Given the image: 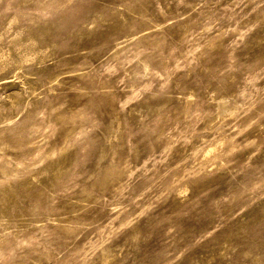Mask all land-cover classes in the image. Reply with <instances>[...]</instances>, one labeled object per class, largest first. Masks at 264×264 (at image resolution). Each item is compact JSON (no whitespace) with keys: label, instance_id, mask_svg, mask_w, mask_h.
I'll use <instances>...</instances> for the list:
<instances>
[{"label":"rangeland","instance_id":"obj_1","mask_svg":"<svg viewBox=\"0 0 264 264\" xmlns=\"http://www.w3.org/2000/svg\"><path fill=\"white\" fill-rule=\"evenodd\" d=\"M0 264H264V0H0Z\"/></svg>","mask_w":264,"mask_h":264}]
</instances>
